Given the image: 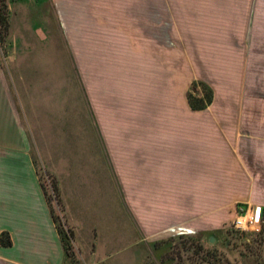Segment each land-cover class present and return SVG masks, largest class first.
<instances>
[{"label":"crops","instance_id":"obj_1","mask_svg":"<svg viewBox=\"0 0 264 264\" xmlns=\"http://www.w3.org/2000/svg\"><path fill=\"white\" fill-rule=\"evenodd\" d=\"M92 11L78 71L82 105L65 98L76 62L67 84L53 78L42 88L22 86L20 76L19 89L0 63V237L11 244H0V264H73L41 187L40 165L56 184L79 264H167L165 247L192 233L189 187L200 186L205 171L218 179L234 154L236 116L246 104L227 98L224 87L235 80L229 64L210 75L194 72L189 81L181 69L189 59L184 46L173 63L170 24L152 22L146 31L130 21L104 31L105 17ZM194 81L213 94L201 111L187 101ZM71 139L84 146L71 147Z\"/></svg>","mask_w":264,"mask_h":264},{"label":"rangeland","instance_id":"obj_2","mask_svg":"<svg viewBox=\"0 0 264 264\" xmlns=\"http://www.w3.org/2000/svg\"><path fill=\"white\" fill-rule=\"evenodd\" d=\"M3 7L0 63L9 77L12 76L15 88L19 89L20 76L26 79L22 86L38 83L42 88L53 78L56 84L61 81L67 84L77 65L76 86L72 84V92L65 98L70 96L80 105L83 102L78 90V83L81 85L78 71H82L84 20L89 8L93 15L105 17L108 27H103L104 31L123 28L130 21H139L146 31L153 26L152 22L170 24L172 60L176 64L174 56L180 55V48L184 46L189 59L181 69L188 70L189 81L194 72L210 75L228 63L235 80L224 87L227 98L236 102L244 100L246 104L244 115L238 112L236 116L239 131L234 154L229 151L230 155L225 157L227 166L223 167L228 169L221 170L218 179L215 172L205 171L200 186L189 187L186 228L192 233H186L176 242L172 240L174 245L165 247L161 263L262 264L264 0H0V9ZM67 37L77 54L76 61L69 54ZM179 69L173 65L175 74ZM90 132L94 136L92 128ZM69 144L74 148L84 146L80 139H71ZM91 144L95 147V137ZM37 172L50 207L69 230L55 182L49 173L42 171L41 165ZM256 208H260L261 214L258 224L251 220ZM240 219L244 221L242 226L237 224ZM73 253V264H79L74 246ZM155 253L157 257L158 252ZM154 264H159L158 259Z\"/></svg>","mask_w":264,"mask_h":264},{"label":"trees","instance_id":"obj_3","mask_svg":"<svg viewBox=\"0 0 264 264\" xmlns=\"http://www.w3.org/2000/svg\"><path fill=\"white\" fill-rule=\"evenodd\" d=\"M0 23L4 21V7L3 10L0 9ZM212 91L211 89L201 82H193L189 88V92L187 93V101L189 104V107L193 111H201L206 109L212 101ZM35 164V161H33ZM41 187L43 189L44 195L46 197V200L49 204V197L47 198V195L44 191L43 185L41 184ZM51 201V200H50ZM50 207V205H49ZM50 213L53 219V222L55 224L57 233L60 237L61 245L64 250L65 259H67L69 262H72L73 260V240H72V234L69 230H66L63 226V223H61L60 219L55 215L54 211L50 207ZM0 244L2 246H10V241L8 236L6 235V240H4V235L0 237ZM264 264V260L262 262Z\"/></svg>","mask_w":264,"mask_h":264},{"label":"built area","instance_id":"obj_4","mask_svg":"<svg viewBox=\"0 0 264 264\" xmlns=\"http://www.w3.org/2000/svg\"><path fill=\"white\" fill-rule=\"evenodd\" d=\"M251 220L254 224H258L260 222L261 220L260 208H256L255 214H253ZM237 224L240 225L239 222H237Z\"/></svg>","mask_w":264,"mask_h":264},{"label":"bare ground","instance_id":"obj_5","mask_svg":"<svg viewBox=\"0 0 264 264\" xmlns=\"http://www.w3.org/2000/svg\"><path fill=\"white\" fill-rule=\"evenodd\" d=\"M255 211H256V209H254V214H255ZM239 223H240V226H242L243 223H244V221L240 219V220H239Z\"/></svg>","mask_w":264,"mask_h":264},{"label":"water","instance_id":"obj_6","mask_svg":"<svg viewBox=\"0 0 264 264\" xmlns=\"http://www.w3.org/2000/svg\"><path fill=\"white\" fill-rule=\"evenodd\" d=\"M211 240H212V239L210 238V242H211Z\"/></svg>","mask_w":264,"mask_h":264}]
</instances>
